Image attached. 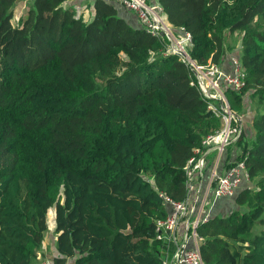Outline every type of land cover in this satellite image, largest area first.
Masks as SVG:
<instances>
[{
	"label": "trees",
	"instance_id": "trees-1",
	"mask_svg": "<svg viewBox=\"0 0 264 264\" xmlns=\"http://www.w3.org/2000/svg\"><path fill=\"white\" fill-rule=\"evenodd\" d=\"M18 2L0 0V264L39 263L50 211L52 264H162L161 194L188 199V163L220 118L167 43L106 1L85 21L66 0H34L14 27ZM158 2L200 66L222 64L226 33L239 32L247 86L229 102L238 114L248 93L264 104V0ZM251 130L238 210L197 230L205 264H264V112Z\"/></svg>",
	"mask_w": 264,
	"mask_h": 264
},
{
	"label": "built area",
	"instance_id": "built-area-1",
	"mask_svg": "<svg viewBox=\"0 0 264 264\" xmlns=\"http://www.w3.org/2000/svg\"><path fill=\"white\" fill-rule=\"evenodd\" d=\"M116 3L132 12L151 36L167 43V53L178 55L189 66L196 78V84L208 108L220 118L222 127L203 141V147L196 150L187 167V189L189 196L194 191L202 193L203 179L209 165V157L218 155L215 164L225 156L226 162L221 171L215 170L208 191L197 217L195 208H190L188 199L184 202L173 201L161 194L169 214L166 219L156 222L155 241L162 244V264H205L201 255L204 238L197 230L212 219L214 205L219 199H235L241 191L251 185L249 171L244 161H238L237 146L244 134V120L236 113L229 102L227 91L241 92L247 86V74L239 57L231 56V68L222 64L200 66L190 56L188 48L192 45L190 34L183 29L175 32L170 28L164 9L160 4L149 0H106ZM178 34L180 36H178ZM188 196V198H189ZM46 264V263H45Z\"/></svg>",
	"mask_w": 264,
	"mask_h": 264
},
{
	"label": "crops",
	"instance_id": "crops-1",
	"mask_svg": "<svg viewBox=\"0 0 264 264\" xmlns=\"http://www.w3.org/2000/svg\"><path fill=\"white\" fill-rule=\"evenodd\" d=\"M97 1L98 0H66V2L63 4V7L74 9L78 16H83V18H85L84 19L85 21H92L96 15V6L95 5H96ZM104 1H106V0H104ZM149 1L151 3L159 4L158 0H149ZM107 3H109V2H107ZM109 4H111L112 6H114L117 9L119 16L123 20H125L126 23H128L129 25H131L135 28H139V22L132 12H130L125 7H123L119 4H116V3H109ZM230 58H231V55L227 56L225 58L224 62L222 63L223 67L226 69L231 68ZM248 133L250 134V136H253V131L251 130V128L248 129ZM237 155H238V153H237ZM209 159H210V162H209V165L206 169L205 177L202 181L203 182L202 193L199 196L200 202H198L197 191H194L193 193H191L189 198H188V203H189L190 208H195V212H196V214L194 213V215H196L195 217H197L201 211V208H202L201 201H203L204 197L206 196V193H207L208 188H209V184L211 182V177H212L213 172L215 170L221 171L224 167V163L226 162L225 156H222L220 158V161H219L220 166H219V168H216L215 164L218 161V155L213 154L209 157ZM236 210H238L236 198L235 199L223 198V199H219L216 202V204L214 205L212 214L214 217H216V216L226 217ZM56 239H57V237H55L53 251L49 250V252L47 253L48 254L47 261H41L43 254L46 253L45 249H44L45 248L44 247L45 242H44V245H43L40 257H39V263L38 264H45V263L46 264H52V259L59 256L58 252L56 251ZM68 263H70V260Z\"/></svg>",
	"mask_w": 264,
	"mask_h": 264
},
{
	"label": "rangeland",
	"instance_id": "rangeland-1",
	"mask_svg": "<svg viewBox=\"0 0 264 264\" xmlns=\"http://www.w3.org/2000/svg\"><path fill=\"white\" fill-rule=\"evenodd\" d=\"M34 0H19L17 3L15 9L13 10V16H12V25L14 27L19 26L22 19H27L29 10L33 6ZM85 19V18H84ZM178 36H180L178 34ZM226 41L225 44L228 47V54L231 56H239L241 55V40L242 35L239 32L235 33H226ZM228 55V56H229ZM264 112V104H261L257 98L251 97V94L248 93L244 96V110L243 113L239 114L242 119L244 120V127L246 131L252 127L253 120L257 117L258 114ZM247 138V136L245 135ZM237 152L240 151L237 146ZM254 187V184H252ZM54 211L48 212V225H49V231L46 235L45 239V254H43L41 261H47L48 259V252L49 250L53 251L54 242L56 232H55V220H54ZM260 230L259 227L256 228V232ZM51 261V260H50ZM74 260H71L68 264H73Z\"/></svg>",
	"mask_w": 264,
	"mask_h": 264
},
{
	"label": "water",
	"instance_id": "water-1",
	"mask_svg": "<svg viewBox=\"0 0 264 264\" xmlns=\"http://www.w3.org/2000/svg\"><path fill=\"white\" fill-rule=\"evenodd\" d=\"M243 255L245 256L246 255V252H243Z\"/></svg>",
	"mask_w": 264,
	"mask_h": 264
}]
</instances>
